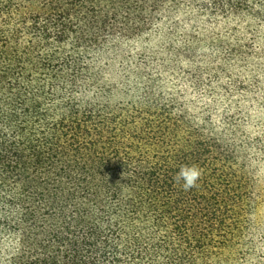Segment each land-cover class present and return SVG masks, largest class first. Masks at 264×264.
<instances>
[{"label":"trees","instance_id":"trees-1","mask_svg":"<svg viewBox=\"0 0 264 264\" xmlns=\"http://www.w3.org/2000/svg\"><path fill=\"white\" fill-rule=\"evenodd\" d=\"M184 3L0 0V264H264L242 149L264 158V135L185 97L200 83L167 90L132 66L148 21ZM257 85L264 97V73ZM192 164L184 191L174 176Z\"/></svg>","mask_w":264,"mask_h":264},{"label":"rangeland","instance_id":"rangeland-1","mask_svg":"<svg viewBox=\"0 0 264 264\" xmlns=\"http://www.w3.org/2000/svg\"><path fill=\"white\" fill-rule=\"evenodd\" d=\"M163 17L148 21L156 27L147 29L138 41L132 66L159 77L157 83L167 90L198 88V83L215 90L208 96L200 86L185 97L221 100L242 120L251 138L264 135V97L257 85L264 73V0H185ZM118 52L122 56L126 47ZM120 58L104 69L105 80H119ZM98 65L103 67L102 62ZM242 145L257 166L263 193L257 212L260 239L264 237V158L255 151L262 146H251L247 140Z\"/></svg>","mask_w":264,"mask_h":264},{"label":"clouds","instance_id":"clouds-1","mask_svg":"<svg viewBox=\"0 0 264 264\" xmlns=\"http://www.w3.org/2000/svg\"><path fill=\"white\" fill-rule=\"evenodd\" d=\"M201 177L202 170L198 165H181L179 171L174 176V180L177 184L181 185L184 191H189L197 187V182Z\"/></svg>","mask_w":264,"mask_h":264}]
</instances>
